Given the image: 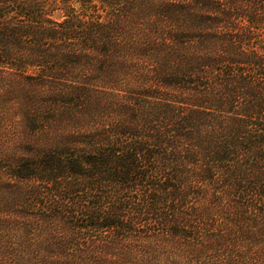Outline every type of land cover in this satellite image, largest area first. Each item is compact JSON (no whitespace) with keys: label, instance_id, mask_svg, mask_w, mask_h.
<instances>
[{"label":"trees","instance_id":"trees-1","mask_svg":"<svg viewBox=\"0 0 264 264\" xmlns=\"http://www.w3.org/2000/svg\"><path fill=\"white\" fill-rule=\"evenodd\" d=\"M0 264H264V0H0Z\"/></svg>","mask_w":264,"mask_h":264}]
</instances>
